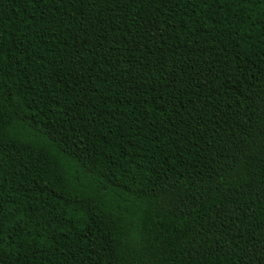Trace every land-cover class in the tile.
<instances>
[{"label": "trees", "instance_id": "trees-1", "mask_svg": "<svg viewBox=\"0 0 264 264\" xmlns=\"http://www.w3.org/2000/svg\"><path fill=\"white\" fill-rule=\"evenodd\" d=\"M0 264H264V0H0Z\"/></svg>", "mask_w": 264, "mask_h": 264}]
</instances>
